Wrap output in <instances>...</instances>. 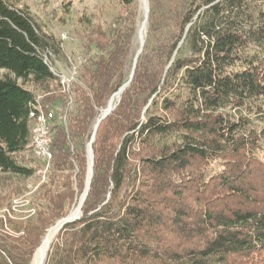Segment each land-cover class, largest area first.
<instances>
[{
	"label": "trees",
	"instance_id": "16d2710c",
	"mask_svg": "<svg viewBox=\"0 0 264 264\" xmlns=\"http://www.w3.org/2000/svg\"><path fill=\"white\" fill-rule=\"evenodd\" d=\"M147 3L131 82L91 145L80 216L44 264H264V0ZM122 5L110 22L85 18L66 91L61 41L0 0V175L37 172L28 117L36 105L53 114L47 182L23 209L0 196V264H31L85 187L93 128L131 71L137 0Z\"/></svg>",
	"mask_w": 264,
	"mask_h": 264
},
{
	"label": "rangeland",
	"instance_id": "374dc122",
	"mask_svg": "<svg viewBox=\"0 0 264 264\" xmlns=\"http://www.w3.org/2000/svg\"><path fill=\"white\" fill-rule=\"evenodd\" d=\"M11 1L19 7L27 8L33 16L34 20L44 29V31L52 34L57 40L61 41V53L63 55V58L67 60L69 65L63 60L62 62L60 61L56 64V68L60 75L68 80L75 76V68L79 64L82 54L81 43L83 42V38L86 37L89 33L85 18L94 16L95 18L93 19V24H103L106 21L110 22L113 17L123 15L125 13V10L122 8V0ZM139 3L140 0H137V31L139 22L141 21ZM67 6H69L68 11L65 12L64 10H66ZM137 31L135 33V36L133 37L131 45L132 62L136 52L139 49ZM2 74L3 71L0 70V76ZM60 80L62 79L60 78ZM26 87L30 90L33 89V87L30 86ZM35 94H37L36 96L39 95L37 92ZM46 182L47 178L42 180L41 177L37 175V173H35L31 178L28 179H22L11 175H0V196H6L7 198L10 196L8 200H15L13 202L14 206L22 208V206L27 205V200H30L32 198L37 188L40 185L45 184ZM82 192L79 193V196L82 194ZM11 193H14L13 197H11ZM21 203H23V205ZM24 208L26 209V207ZM53 225H55V223ZM44 236L42 237V239L44 238Z\"/></svg>",
	"mask_w": 264,
	"mask_h": 264
},
{
	"label": "built area",
	"instance_id": "2783aa9c",
	"mask_svg": "<svg viewBox=\"0 0 264 264\" xmlns=\"http://www.w3.org/2000/svg\"><path fill=\"white\" fill-rule=\"evenodd\" d=\"M61 84L67 91L69 88L70 80L65 79L60 76ZM29 120L32 121L31 131H30V147L36 161L40 164V168L37 170V175L41 177L42 180L45 179L52 159V154L50 151L51 145V133H50V123L53 118L52 112H44L36 105V111L29 114Z\"/></svg>",
	"mask_w": 264,
	"mask_h": 264
},
{
	"label": "bare ground",
	"instance_id": "6f19581e",
	"mask_svg": "<svg viewBox=\"0 0 264 264\" xmlns=\"http://www.w3.org/2000/svg\"><path fill=\"white\" fill-rule=\"evenodd\" d=\"M139 4H140L141 21L139 22V25H138L137 40L140 46L142 41H144L145 32L147 28V22H146V2L145 0H140ZM120 94L121 92L117 91L110 97V99L107 102L106 107L101 111L100 116L104 112H107L108 110L112 109L114 105H116L117 101L119 100ZM88 148H89V143H88ZM87 180H89V173L87 176ZM84 194L85 192L83 190L82 194L77 197L74 206L69 212V219L73 220L80 216V210H81ZM62 226H63L62 222L55 223V225H53L51 228L47 230L44 238L42 239L39 247L37 248V250L35 251L32 257L31 264H44L49 247Z\"/></svg>",
	"mask_w": 264,
	"mask_h": 264
},
{
	"label": "water",
	"instance_id": "95a60500",
	"mask_svg": "<svg viewBox=\"0 0 264 264\" xmlns=\"http://www.w3.org/2000/svg\"><path fill=\"white\" fill-rule=\"evenodd\" d=\"M146 2V22H147V18H148V3H147V0H145ZM143 45H144V41H142V43L140 44L139 46V49L138 51L136 52L135 56H134V59H133V62H132V67H131V71H130V75L128 77V80L127 82L118 90L119 92L122 93V91L129 85V83L131 82V79H132V76H133V73H134V69H135V65H136V62H137V59L139 57V55L141 54L142 52V48H143ZM114 108V107H113ZM110 109L108 110L107 112H104L100 117L99 119L97 120L94 128H93V131H92V135H91V138H90V141H89V148H88V145H87V158H88V162H89V165H88V168H87V174H86V181H85V187H84V198H83V201H82V204L87 196V193H88V190H89V185H90V180H91V177H92V166H93V155H92V148H91V145L94 141V136H95V133H96V130L100 124V122L102 120H104L109 114L110 112L113 110ZM88 173H89V180H87V176H88ZM82 207V206H81ZM79 217L75 218V219H69V214L65 217V218H62L60 219L59 221H57L56 223H59V222H62L63 223V226L65 224H68V223H71L75 220H77ZM62 226V227H63ZM61 227V228H62ZM37 250V249H36ZM35 250V251H36ZM35 253V252H34ZM34 255V254H33ZM33 257V256H32Z\"/></svg>",
	"mask_w": 264,
	"mask_h": 264
}]
</instances>
